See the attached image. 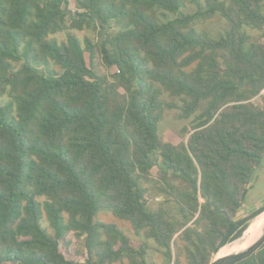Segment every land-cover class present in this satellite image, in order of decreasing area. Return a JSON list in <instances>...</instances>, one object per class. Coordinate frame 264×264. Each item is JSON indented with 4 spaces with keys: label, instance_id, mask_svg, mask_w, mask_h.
Segmentation results:
<instances>
[{
    "label": "trees",
    "instance_id": "obj_1",
    "mask_svg": "<svg viewBox=\"0 0 264 264\" xmlns=\"http://www.w3.org/2000/svg\"><path fill=\"white\" fill-rule=\"evenodd\" d=\"M263 158L264 0H0V264H210L264 212L239 217Z\"/></svg>",
    "mask_w": 264,
    "mask_h": 264
},
{
    "label": "rangeland",
    "instance_id": "obj_2",
    "mask_svg": "<svg viewBox=\"0 0 264 264\" xmlns=\"http://www.w3.org/2000/svg\"><path fill=\"white\" fill-rule=\"evenodd\" d=\"M71 8H73L72 5H71ZM192 10L193 8L188 9V11H192ZM228 28H229L228 23L219 16L209 21L206 24V26H203V29H205L206 32L213 38H218L221 34H223L226 30H228ZM74 33L80 40H83V38L86 36L90 37V34L88 31H85V32L76 31ZM54 38L57 41H64L65 34H58L54 36ZM96 71L98 74H101V75L105 73V70L102 67H97ZM2 99L5 100L4 97ZM255 102L258 103L259 102L258 99H256ZM203 106L204 105H202L201 108ZM177 115H178L177 111H166L163 116V119L158 124V134L165 141L172 142L175 144H180L187 140V136L181 132V129L185 125H188L190 123V120H180L178 119ZM251 183L253 187H251L250 190L248 191L247 204L245 208L239 213V217L245 214L249 215L264 206V158L259 163V165L256 167V170L254 174L252 175ZM161 201H162L161 198L151 199L150 206L154 208L157 206V202H161ZM98 219L106 223L115 224L124 235L130 238V240L133 243L136 244L139 241V238L135 235V233L133 232V230L131 229L128 223L120 221L114 218L110 214H100L98 215ZM255 219H253L250 222L249 226L252 225ZM248 232H249V229L244 235L245 238L250 237ZM68 239H69L68 240L69 244H66V243L62 244V251L65 253V255L68 258L72 260L84 261L86 258V253H85V248L83 245L84 244L83 239H78L72 234H69ZM241 240H238L230 244L229 246L222 248L225 250L223 251L226 254L236 252L237 247L241 246L242 244ZM147 261L149 264H166L162 254L156 250V246L151 241H149V251L147 254ZM114 264H127V263L124 262V263H114ZM181 264H186L184 259L182 260Z\"/></svg>",
    "mask_w": 264,
    "mask_h": 264
},
{
    "label": "water",
    "instance_id": "obj_3",
    "mask_svg": "<svg viewBox=\"0 0 264 264\" xmlns=\"http://www.w3.org/2000/svg\"><path fill=\"white\" fill-rule=\"evenodd\" d=\"M244 234H245V232H244ZM244 234L242 235V237L239 240L244 239ZM263 245H264V225L261 228L260 233L257 236V238L252 243H250L246 248L241 249V250H237L236 252L227 254V255L219 257V258H217L216 257L217 255H216L211 260L210 264H238L239 262H242V261L248 259L250 256H252Z\"/></svg>",
    "mask_w": 264,
    "mask_h": 264
},
{
    "label": "bare ground",
    "instance_id": "obj_4",
    "mask_svg": "<svg viewBox=\"0 0 264 264\" xmlns=\"http://www.w3.org/2000/svg\"><path fill=\"white\" fill-rule=\"evenodd\" d=\"M264 225V212L262 214H260L252 223V225H250L248 227L249 229V236L250 237H244V239L242 240V244L241 246L237 247V250H241V249H244L246 248L250 243H252L256 238L257 236L259 235L260 233V230L261 228L263 227ZM247 229V230H248ZM247 232V231H246ZM245 232V233H246ZM245 235V234H244ZM241 243V242H240ZM224 248V247H223ZM224 249H222L218 254H217V258L219 257H222V256H225L227 255L224 251ZM236 250V249H235Z\"/></svg>",
    "mask_w": 264,
    "mask_h": 264
},
{
    "label": "crops",
    "instance_id": "obj_5",
    "mask_svg": "<svg viewBox=\"0 0 264 264\" xmlns=\"http://www.w3.org/2000/svg\"><path fill=\"white\" fill-rule=\"evenodd\" d=\"M252 187H253V185H252Z\"/></svg>",
    "mask_w": 264,
    "mask_h": 264
}]
</instances>
